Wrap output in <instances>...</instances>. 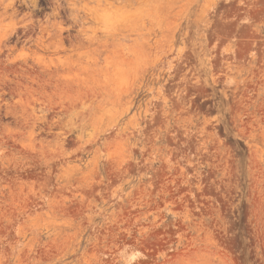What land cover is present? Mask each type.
I'll return each mask as SVG.
<instances>
[{
    "label": "rangeland",
    "instance_id": "1",
    "mask_svg": "<svg viewBox=\"0 0 264 264\" xmlns=\"http://www.w3.org/2000/svg\"><path fill=\"white\" fill-rule=\"evenodd\" d=\"M0 264H264V0H0Z\"/></svg>",
    "mask_w": 264,
    "mask_h": 264
}]
</instances>
